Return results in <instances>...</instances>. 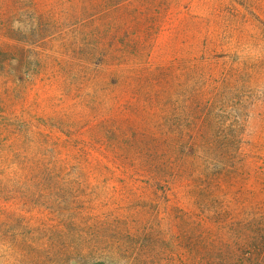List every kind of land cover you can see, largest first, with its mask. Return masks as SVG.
<instances>
[{
  "label": "rangeland",
  "instance_id": "obj_1",
  "mask_svg": "<svg viewBox=\"0 0 264 264\" xmlns=\"http://www.w3.org/2000/svg\"><path fill=\"white\" fill-rule=\"evenodd\" d=\"M65 7L0 38V111L58 148L50 179L0 177V264H264V80L199 76L264 68V0Z\"/></svg>",
  "mask_w": 264,
  "mask_h": 264
},
{
  "label": "trees",
  "instance_id": "obj_2",
  "mask_svg": "<svg viewBox=\"0 0 264 264\" xmlns=\"http://www.w3.org/2000/svg\"><path fill=\"white\" fill-rule=\"evenodd\" d=\"M122 1L124 0H0V38L10 39L16 34L38 31L37 23L43 6H51L54 10L65 4V8H68L65 13L73 9V13L91 18L100 16ZM62 13L64 12H59ZM3 52L4 50L0 48V55ZM205 61L207 69L199 72L201 94L204 96L209 95L206 89L215 88L219 81L256 84L264 80V68L247 69L239 65L215 68L208 67L212 63L211 59L205 57ZM207 101L210 102V99ZM0 112V177H6L11 182L15 180L14 182L22 185L27 181L50 179L57 174L58 148L54 146L49 150L45 147L46 140L49 142L47 134L43 130L34 131V126L22 116ZM39 139L44 148H39L40 150L24 148L28 145L24 143L25 140L36 143ZM58 167L64 169L60 163Z\"/></svg>",
  "mask_w": 264,
  "mask_h": 264
}]
</instances>
